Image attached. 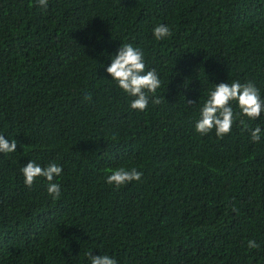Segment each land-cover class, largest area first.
I'll return each instance as SVG.
<instances>
[{
	"label": "trees",
	"instance_id": "16d2710c",
	"mask_svg": "<svg viewBox=\"0 0 264 264\" xmlns=\"http://www.w3.org/2000/svg\"><path fill=\"white\" fill-rule=\"evenodd\" d=\"M123 44L161 81L143 112L106 70ZM233 81L264 99V0H0V135L17 141L0 153V264H264V112L233 102L230 134L195 130ZM30 161L62 166L59 199L25 185ZM121 167L141 180L109 185Z\"/></svg>",
	"mask_w": 264,
	"mask_h": 264
},
{
	"label": "clouds",
	"instance_id": "9594fccd",
	"mask_svg": "<svg viewBox=\"0 0 264 264\" xmlns=\"http://www.w3.org/2000/svg\"><path fill=\"white\" fill-rule=\"evenodd\" d=\"M38 5L47 9L48 0H37ZM154 36L157 40L170 37L172 32L166 25H157L154 29ZM107 72L115 80L118 86L127 94L134 97L131 102L133 110L141 112L148 108L150 100L154 104L161 103L160 98L152 99L157 89L161 87V81L155 69L146 70L144 52L134 47L132 44H123L117 54L112 57ZM151 94V95H149ZM85 99H91L90 95ZM236 102L241 110L239 115L247 116L251 120H257L264 112V99L261 98L259 89L254 82L240 83L233 81L231 83L216 84L214 90H210L208 99L200 109V119L195 125V130L201 135H206L215 129L217 137L223 138L230 134L238 114L234 112L232 103ZM189 104L194 102L188 101ZM239 123L245 131L250 132L251 140L254 143L261 141L262 129L257 126L250 128L243 119ZM17 151V141H9L4 135H0V153H13ZM24 176V183L31 188L38 178H46L48 183V194L53 199L61 197V186L53 182L63 171L62 166L56 163H50L42 167L35 161H30L21 169ZM143 173L133 167L130 170L123 167L115 169L107 176L106 181L109 185L120 187L141 180ZM235 211V209H233ZM250 249L258 248L255 240L248 241ZM91 264H118L117 260L107 254L93 256L90 252L87 254Z\"/></svg>",
	"mask_w": 264,
	"mask_h": 264
}]
</instances>
